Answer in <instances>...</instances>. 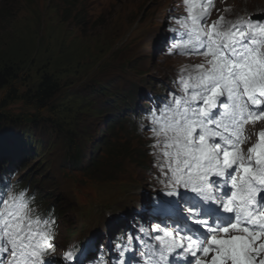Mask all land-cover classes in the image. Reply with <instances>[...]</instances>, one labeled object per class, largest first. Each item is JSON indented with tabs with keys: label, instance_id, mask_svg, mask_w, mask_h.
<instances>
[{
	"label": "snow or ice",
	"instance_id": "6c2138e0",
	"mask_svg": "<svg viewBox=\"0 0 264 264\" xmlns=\"http://www.w3.org/2000/svg\"><path fill=\"white\" fill-rule=\"evenodd\" d=\"M182 2L186 15L174 18L167 51L204 59L182 70L163 107L148 111L160 183L175 199L165 202L167 218L149 224L156 243L145 242L140 257L264 264V128L247 127L264 121V16L209 23L214 0ZM56 228L27 189L0 186V264H125L126 247L115 262L103 251L82 260L75 248L57 257Z\"/></svg>",
	"mask_w": 264,
	"mask_h": 264
},
{
	"label": "rangeland",
	"instance_id": "374dc122",
	"mask_svg": "<svg viewBox=\"0 0 264 264\" xmlns=\"http://www.w3.org/2000/svg\"><path fill=\"white\" fill-rule=\"evenodd\" d=\"M28 1L0 0V12H4L0 16V69L15 67L21 71L14 84V87L20 88V97L16 100H5L2 99V94L6 90L3 93L0 92V114L2 115L16 117L34 110L33 105L29 104L24 97L25 89L32 87V84L40 83L39 77H42L43 72L50 71L58 74L67 72L69 69L75 68L78 62L82 63L97 51H100V54L96 57L93 66H99L102 61L108 60L114 51V44L109 41L113 40V36L117 37V34L114 35L115 32L120 31L118 35H124L123 43L128 44L126 51L115 64L116 70L111 72L112 75L108 80L105 79L102 70L95 68L90 71L85 70L83 78L74 77L72 81L70 80L71 82H80V84L76 87L65 86L63 93L55 100L57 105H63V107L80 102L81 95L92 100L89 79L96 77L103 83H108L105 88L112 93V96L109 99L104 97V101L95 104L99 115L95 116L91 107H86L87 111L84 110V114L80 116L82 118L80 133L83 136L81 144L86 154L83 168L88 167L98 158L99 162L103 160L106 151L104 147L98 148V145L99 143L103 144L104 139L110 138L109 121L118 117L122 112L109 107L106 103L107 100L122 99V96L126 99L129 96L128 91L136 90L138 87L143 89V93L147 92L149 83L154 84L160 80L167 85L169 93L172 91L178 93L179 90L175 91V89L179 85H172L169 80L173 74H176L174 70L178 63L177 60L185 62L183 55L175 58L172 56L171 58L175 61L169 57L166 59L164 56L160 57L162 52H168L169 42H165V39L170 35L163 27L164 21L160 14L175 8L176 3L174 0L169 4H167V0H81L87 4L83 8V10L86 9L87 25L82 32V28L73 25L71 20L65 19L63 10L67 6L58 4L57 7L52 0H38L37 4L28 3ZM239 1L241 7L236 8L241 11L250 7L247 6L249 0ZM176 2L180 4L181 0H176ZM135 9H141V14H135L133 11ZM232 13H235L234 10H230L227 16ZM105 15L112 16L111 23H104L102 25L104 27H101L99 22H94L100 18L105 21ZM127 17L133 19L138 17L133 28L129 27L131 23L128 25L125 22ZM150 20L157 21L160 29L151 30L156 27L148 24ZM138 22L142 27H138L134 32L136 40H132L130 32L127 35L126 32L134 29ZM154 42L159 45L155 46L153 50ZM150 51H154V53L144 57ZM130 60L131 62L128 64ZM168 64H171L170 67ZM50 66L52 67L50 68ZM181 69L183 70L184 67L182 66ZM146 72L149 75H146ZM73 93H76L78 97L67 103L65 97ZM153 93L161 94V92ZM142 97L143 101L147 95H142ZM129 100L132 101L131 98ZM135 107L134 105L131 110H127L125 107L123 109L130 115V111L135 110ZM104 113L107 115L103 116ZM49 115L48 112L44 113L45 117H49ZM121 115L124 116V113ZM124 126L135 135L132 123L126 122ZM116 130L122 131L119 127ZM9 132L21 136L25 141L30 140L36 148L40 144V151L26 158L23 163H20L21 160L18 162V178L22 175L27 176L30 189L32 191L39 190V192L41 190L45 197H43L44 201L65 205L66 213L61 221L60 234L54 240L57 257L63 255L68 248L66 245L68 243L66 241L67 224H72L73 227L77 226L78 230L84 234L83 239L90 238L89 241L92 240L96 247L106 238L114 239L120 229L128 225V232L132 235L136 230H140L141 225L137 226L133 223V219L139 214L133 206V204L139 203L133 196H141L149 189L152 190L150 195H154L156 188H160L162 184L155 183L151 186V183L159 177L160 171L148 172L139 167H128L123 177L125 182L122 185L125 187H122L121 192L119 180L113 186H109L107 183L93 186L92 189L87 190L92 198H85L84 196L87 195L85 188L73 179V176L77 179H81V176L76 174L75 170L69 173V170L73 169L72 165L67 163L65 156L67 148L60 138L61 133L53 128L50 121L46 124L41 121L33 123L18 121V124L0 123V140ZM27 132L31 133L30 137L25 135ZM32 149L34 150V148ZM0 153H2L1 147ZM147 162L149 165L148 157ZM78 184L80 185L76 186ZM111 191H117L118 194L111 197ZM87 200H91V204L85 202ZM150 203L151 200L147 201V204ZM86 208H89V211H85ZM141 215L147 223L160 218L152 213L151 208L147 209L146 214H139V216ZM84 219H87L90 225L81 222ZM85 229H87V233L91 232L90 236L86 237ZM96 251L98 248L88 253L85 260H90L94 254L97 255ZM173 264L176 262L173 261Z\"/></svg>",
	"mask_w": 264,
	"mask_h": 264
},
{
	"label": "trees",
	"instance_id": "16d2710c",
	"mask_svg": "<svg viewBox=\"0 0 264 264\" xmlns=\"http://www.w3.org/2000/svg\"><path fill=\"white\" fill-rule=\"evenodd\" d=\"M38 0H29L28 3L37 4ZM53 4L57 6L61 4L63 6H67L65 10H63L64 17L67 21L72 22L73 25L78 28H82V32H84V28L87 25L86 20V9L83 10L84 6L87 4L81 0H52ZM128 4V3H127ZM143 6V5H142ZM58 7V6H57ZM135 14H140L141 9H135ZM4 12H0V16H2ZM103 15V12H102ZM140 16V15H139ZM105 21L102 20H94L96 23H100L101 27L104 23H111L112 16L105 15ZM138 18V17H137ZM137 18H126L125 22L129 25V27H133L135 22H137ZM132 21V22H129ZM139 24V22H138ZM136 29L133 31L135 32ZM130 32V37L132 40H136L135 36H132V32L127 30L126 35ZM119 32H115L114 35L117 34V37L113 36V33L110 34L113 38L112 44H114V51L111 53V56L108 60L102 61L99 66H93L96 57L100 54V51L87 59L83 60L82 63L78 62L75 68L69 69V71L64 73H54L50 71H45L42 74V77H39L40 83L32 84L30 88L25 89L26 92L24 94L25 99L29 102V104L33 105L34 110L27 114H21L16 117L11 115H2L0 114V123L5 124H18L19 122L33 123L41 121L43 124H46L50 121L53 128H56L61 133V140L64 142L66 146L65 156L67 158V163L72 165L73 170H69V173L75 170L76 174H80L81 179H77L73 176V179L77 180L82 187L85 188V198H92V195H89L87 190L92 189V187H96L102 185L103 183H107L108 185H112L116 183L121 175H125L128 164L141 166L146 163L147 157H149L150 152L148 151L149 144L146 142L144 138H141L138 134H136L137 126L133 121L131 115L127 114L124 111V107L127 110H131L135 105V109L139 107V100H142V95H146L147 93H143V89L138 87L136 90L128 91L129 96H122V99L115 100H107L106 103L109 107L121 110L120 115L113 120L109 121L110 125V138L104 139L103 144L99 143L98 148H105V156L102 161L99 162V158L94 162H91V165L83 168L85 161V151L81 144L83 136L80 133L81 129V115H83V111H87L86 107H91V110L98 116L99 110L95 108V104L99 101H104V97L108 99L112 96V93L106 90V86L108 83H103L96 77H92L89 79L88 84L90 85L89 91L91 92V99H87L81 95L80 102L74 104H68L67 106L57 105L55 100L60 97L63 93V88L67 87H76L80 84V82H71L74 77L83 78L84 71L95 68L97 70H102V73L105 74V79H109L111 77V72L116 70L115 64L120 60L121 55L128 46L127 43H123L124 35H118ZM119 46L116 47V45ZM149 53V52H148ZM146 54L144 57H146ZM131 60L128 62L130 64ZM52 66H50L51 68ZM21 71L15 67H5L0 69V92L5 93L2 95V99H10L16 100L20 96V88L17 89L14 87L16 80L18 79V75H20ZM71 80V81H70ZM155 84L149 83V87H154ZM105 88V89H104ZM78 92V91H77ZM78 96L76 93L72 95H68L65 97V101L72 102L76 100ZM129 98L132 99L129 100ZM129 103V104H128ZM50 113L49 117H45L44 113ZM89 113V112H88ZM124 113V116L121 114ZM106 116L107 114H102ZM123 122L132 123L134 133L133 135L126 127L121 126L122 131H117L115 128L122 124ZM115 126V127H114ZM123 127V128H122ZM123 134V135H122ZM26 136H31L30 132L25 133ZM3 137V136H2ZM0 147L2 153H0V186L3 184H10L15 187L17 191L21 189H27L29 195H34L36 198V205L39 207L40 211L47 215L49 211L54 215L56 225L58 229L59 222L65 217L64 204L58 205L57 202H45L43 197V192L40 190H31L30 182L28 181V177L22 175L18 178L17 181L13 182L10 178H12L13 174L19 175L18 170V162L23 163L26 158L34 155L36 152L40 151V144L34 146L30 140H23L21 136H16L15 133L9 132L6 133L5 136L0 140ZM147 147V149H145ZM34 148V150L32 149ZM152 150V148H150ZM103 170V171H99ZM25 172V170H24ZM69 174L67 173V176ZM27 177V178H26ZM80 184L76 185L79 186ZM110 192V196H111ZM114 195V193L112 194ZM38 196V197H37ZM87 203H91V200L85 201ZM55 203V204H54ZM56 205V206H55ZM89 208H86L85 211H88ZM81 222L87 223L88 220L84 219ZM69 238L74 239L77 236H81L78 233L77 226H70L66 229Z\"/></svg>",
	"mask_w": 264,
	"mask_h": 264
},
{
	"label": "bare ground",
	"instance_id": "6f19581e",
	"mask_svg": "<svg viewBox=\"0 0 264 264\" xmlns=\"http://www.w3.org/2000/svg\"><path fill=\"white\" fill-rule=\"evenodd\" d=\"M123 128V127H122ZM45 198V197H44ZM46 202V201H45ZM48 203V202H47ZM55 204V203H54ZM56 206V205H55Z\"/></svg>",
	"mask_w": 264,
	"mask_h": 264
}]
</instances>
